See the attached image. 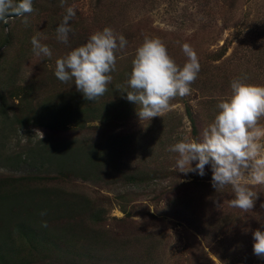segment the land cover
Listing matches in <instances>:
<instances>
[{"label":"rangeland","instance_id":"rangeland-1","mask_svg":"<svg viewBox=\"0 0 264 264\" xmlns=\"http://www.w3.org/2000/svg\"><path fill=\"white\" fill-rule=\"evenodd\" d=\"M69 7L63 43L56 29ZM33 9L27 24L0 21V264H264L253 247L264 184L251 167L241 182L257 199L244 211L229 203L231 184L205 186L211 164L204 176L180 172L168 150L202 140L234 79L264 86V0H33ZM106 27L128 43L107 92L89 101L74 79L56 78V60ZM33 36L50 58L34 54ZM145 37L160 38L181 67L189 44L201 66L190 94L151 120L127 100ZM256 128L258 160L264 116Z\"/></svg>","mask_w":264,"mask_h":264},{"label":"clouds","instance_id":"clouds-1","mask_svg":"<svg viewBox=\"0 0 264 264\" xmlns=\"http://www.w3.org/2000/svg\"><path fill=\"white\" fill-rule=\"evenodd\" d=\"M64 2L61 0V6ZM33 11V0H0V21L4 24L12 16L24 17L23 22L27 24L25 14ZM66 11L64 21L56 29L58 39L63 43L68 42L69 21L76 15L73 7ZM31 43L35 55L52 56L51 49L41 44L37 36L32 37ZM127 43L122 34L109 27L97 31L86 44L56 60L55 76L64 83L74 79L76 89L84 98L94 101L107 92L111 73L116 70V53L122 52ZM182 50L188 60L181 67L160 38L145 37L137 48L127 81L131 89L127 92V100L139 106L141 120L162 117V113L170 108L172 99L190 94V86L197 79L201 66L197 53L189 44H183ZM231 90V97L217 105L219 114L204 129L201 141L182 140L168 150L179 154L176 167L180 172H198L204 176L205 166L211 164L213 188L218 191L231 184L235 198L229 201L230 205L247 211L253 209L257 194L241 182L243 169L251 167L252 182L264 184V158L255 159L260 148L255 142L259 137L256 124L264 116V86L247 84L238 78L231 82ZM35 136L43 140V133L39 130ZM250 160H254L251 166ZM194 161L198 163L192 168ZM253 237L254 254L264 257V232L258 229Z\"/></svg>","mask_w":264,"mask_h":264},{"label":"trees","instance_id":"trees-1","mask_svg":"<svg viewBox=\"0 0 264 264\" xmlns=\"http://www.w3.org/2000/svg\"><path fill=\"white\" fill-rule=\"evenodd\" d=\"M204 184H209V183L202 182V185H204ZM205 186H206V187H210V186H212V185H205ZM2 252H4L3 249H2Z\"/></svg>","mask_w":264,"mask_h":264}]
</instances>
